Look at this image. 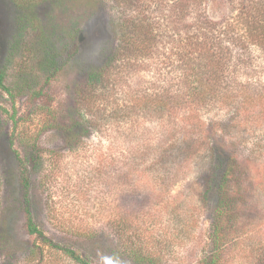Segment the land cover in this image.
<instances>
[{"label": "rangeland", "instance_id": "obj_1", "mask_svg": "<svg viewBox=\"0 0 264 264\" xmlns=\"http://www.w3.org/2000/svg\"><path fill=\"white\" fill-rule=\"evenodd\" d=\"M21 6L0 0V264H80L69 252L88 264H264V113L205 106L196 152L164 161L165 120L127 119L124 92L100 75L117 43L113 1ZM232 9L203 6L214 23ZM89 76L94 109L80 112L74 87ZM73 118L75 147L55 127ZM229 163L236 198L220 211ZM29 218L52 245L35 241Z\"/></svg>", "mask_w": 264, "mask_h": 264}, {"label": "trees", "instance_id": "obj_2", "mask_svg": "<svg viewBox=\"0 0 264 264\" xmlns=\"http://www.w3.org/2000/svg\"><path fill=\"white\" fill-rule=\"evenodd\" d=\"M20 1L26 7L37 0ZM112 1L120 14L117 43L100 75L124 92L127 119L150 115L165 120L166 139L157 142L162 144L164 161L189 158L196 152L199 137L209 134L199 117L205 106L264 113V0H226L235 16L222 23L208 19L205 0ZM52 65L54 60L49 59L46 66ZM91 83L89 76L74 87L75 107L80 112L94 109ZM0 89L9 92L1 69ZM55 127L70 146L82 139L80 119L57 122ZM233 165L229 163L223 174L220 211L236 198L224 189ZM27 230L36 242L52 245L31 218ZM222 230L221 225L216 229L218 250ZM69 253L78 263L88 264ZM217 259L211 257L202 264H219Z\"/></svg>", "mask_w": 264, "mask_h": 264}]
</instances>
